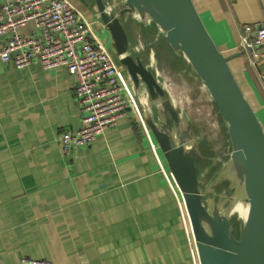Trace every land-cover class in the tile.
Wrapping results in <instances>:
<instances>
[{
	"label": "crops",
	"instance_id": "0c3cea01",
	"mask_svg": "<svg viewBox=\"0 0 264 264\" xmlns=\"http://www.w3.org/2000/svg\"><path fill=\"white\" fill-rule=\"evenodd\" d=\"M68 1L117 59L95 0ZM194 2L220 50L241 52L229 62L264 126V61L253 66L240 47L244 24L264 23V0ZM74 82L65 67L45 70L34 61L20 69L0 60V264H191L167 164L145 116L130 114L89 145L63 150L61 134L82 126Z\"/></svg>",
	"mask_w": 264,
	"mask_h": 264
},
{
	"label": "water",
	"instance_id": "95a60500",
	"mask_svg": "<svg viewBox=\"0 0 264 264\" xmlns=\"http://www.w3.org/2000/svg\"><path fill=\"white\" fill-rule=\"evenodd\" d=\"M95 6L182 191L201 264H264V126L229 62L241 52L225 55L220 50L194 0H120L118 5L95 0ZM131 20L139 22L140 33L134 30L135 52L129 34ZM141 24H154L171 49L182 54L227 127L231 147L227 167L236 192H241L240 200L247 205L246 214L238 217V233L232 221L233 200L224 209L223 203L205 196L197 165V157L202 156L200 142L192 122L185 121L161 85L155 51L150 50L149 63L143 60L141 52L146 54L145 47L151 43L143 38Z\"/></svg>",
	"mask_w": 264,
	"mask_h": 264
},
{
	"label": "built area",
	"instance_id": "2783aa9c",
	"mask_svg": "<svg viewBox=\"0 0 264 264\" xmlns=\"http://www.w3.org/2000/svg\"><path fill=\"white\" fill-rule=\"evenodd\" d=\"M110 2L118 5L120 0ZM30 24L34 30L22 32ZM240 47L253 66H260L264 61V23L244 24ZM0 60L13 62L20 69L34 61L45 70L65 67L75 78L73 92L82 126L61 134L66 154L89 145L123 117L134 114L143 119L129 74L68 0H0ZM259 77L264 83V70ZM163 172L180 209L192 264H201L182 191L169 168ZM20 264L55 263L47 258H23Z\"/></svg>",
	"mask_w": 264,
	"mask_h": 264
},
{
	"label": "rangeland",
	"instance_id": "374dc122",
	"mask_svg": "<svg viewBox=\"0 0 264 264\" xmlns=\"http://www.w3.org/2000/svg\"><path fill=\"white\" fill-rule=\"evenodd\" d=\"M137 24L138 23L136 22L133 23V27L135 32L139 34L140 30ZM141 26L143 28V38L151 44L153 43L152 47L151 44L146 45L144 50L146 54L141 52L144 58L143 60L146 63H149V52L151 49L155 51V57L159 61L158 69L164 70L177 85V93H179L182 98L181 107H178L182 110L185 121L192 122L191 128L195 132L196 139L200 142V147L201 144H204L206 148L208 147L209 155L203 153L205 150L204 148L202 150V156L197 157L199 178L201 180L202 188L205 191V196L223 203L224 209L231 200H233L232 221L235 232L238 233V217L239 215L242 216L243 212L247 210V205L240 200L242 197L241 192H236L234 177L227 167L231 150L227 127L221 120L208 90L205 88L201 79L197 76L192 67L188 64L186 67H180L177 65L176 60L173 58L175 55H173L174 53L171 47L165 40V34L157 30V28L154 27V24L151 25L153 30L150 33L147 30V25L142 24ZM144 26L146 27L145 32ZM130 31L132 33V52H135L136 35L132 29ZM116 63L127 72L125 66L121 62L116 61ZM180 87L182 89H180ZM246 95L248 96V93ZM144 107L147 110L146 105ZM140 108L143 114L144 108L141 105ZM155 108L156 106L153 109ZM228 188L229 191L226 193ZM183 233L185 246L189 251L191 259L188 236L184 226ZM191 236L192 241L195 244L193 231Z\"/></svg>",
	"mask_w": 264,
	"mask_h": 264
},
{
	"label": "bare ground",
	"instance_id": "6f19581e",
	"mask_svg": "<svg viewBox=\"0 0 264 264\" xmlns=\"http://www.w3.org/2000/svg\"><path fill=\"white\" fill-rule=\"evenodd\" d=\"M157 73H158V76L160 77V82H161V85L163 86V88H165L170 93V96L172 97V99H173L174 103L176 104V106L177 107L178 106L181 107V102H182L181 99L182 98H181L180 94L177 93V91H178L177 90V85L171 80L169 75L164 70L158 69ZM180 89H182V88L180 87ZM237 210L240 211L239 209H237ZM245 214H246V211L243 212L242 216H244ZM192 231H193V228H192ZM193 236H194V234H193ZM194 241H195V237H194ZM195 246H196V249H197L196 242H195Z\"/></svg>",
	"mask_w": 264,
	"mask_h": 264
},
{
	"label": "trees",
	"instance_id": "16d2710c",
	"mask_svg": "<svg viewBox=\"0 0 264 264\" xmlns=\"http://www.w3.org/2000/svg\"><path fill=\"white\" fill-rule=\"evenodd\" d=\"M173 51V50H172ZM173 55H175V56H173V58L176 60V63H177V65L178 66H183V67H186L187 66V61H186V59L185 58H183V56H182V54H179V53H177V52H175V51H173ZM235 73V72H234ZM235 75H236V78H237V80L239 81V83L242 85V80L237 76V74L235 73ZM256 110V109H255ZM257 112V111H256ZM258 114V113H257ZM260 118V117H259ZM260 120H261V118H260ZM262 121V120H261ZM205 148V150L203 151V153H205V154H208L209 155V152H208V147L206 148L205 146H204V144L202 145L201 144V149L203 150ZM199 172V171H198Z\"/></svg>",
	"mask_w": 264,
	"mask_h": 264
}]
</instances>
